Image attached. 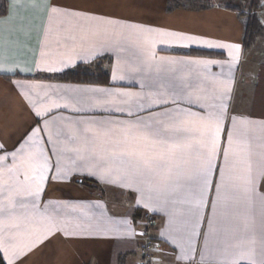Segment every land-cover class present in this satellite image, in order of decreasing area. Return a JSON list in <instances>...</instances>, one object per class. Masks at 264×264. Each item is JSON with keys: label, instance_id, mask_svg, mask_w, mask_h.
Wrapping results in <instances>:
<instances>
[{"label": "crops", "instance_id": "0c3cea01", "mask_svg": "<svg viewBox=\"0 0 264 264\" xmlns=\"http://www.w3.org/2000/svg\"><path fill=\"white\" fill-rule=\"evenodd\" d=\"M49 2L57 11L43 5L32 9L7 0V14L0 17L4 20L2 66L12 70L0 72V144L7 150L0 151V174L7 178V169L13 168L23 181L25 171L33 174L28 154L41 146L50 161L39 208L25 210L30 218L21 227L0 231V244L7 249H0L5 264L9 260L12 264H193L187 243L169 223L170 206H163L154 181L129 166H104L87 153L78 157L75 152L62 150L61 144L49 143L48 136L52 135L55 141L57 128L70 119L133 120L134 116L114 109H135L140 103L157 99L161 91L158 84L175 75L183 78L177 83L194 85L185 90L191 99L201 100L194 105L184 100L172 104L169 97V105L190 107L201 114L199 103L216 112L221 110V104L225 105L218 148L221 152L227 148L235 118L240 138H247L255 175L264 163V40L246 50L244 20L221 5L205 11L179 9L169 13L167 0ZM21 21L25 22L24 29L19 27ZM166 32L192 36L195 42L161 35ZM204 41L238 45L239 52L233 50L230 56L228 49L208 48ZM183 49L215 52L223 57L173 52ZM149 55L155 59L150 60ZM233 56L238 57L236 62ZM192 61L200 63H188ZM98 62L109 73V85L34 78L58 75L78 65L91 67ZM150 64L172 67L177 72L156 73L147 69ZM76 98H83L86 103L77 104ZM76 108L83 110L74 111ZM37 110L40 116L36 115ZM33 128L38 132L13 158L12 150ZM54 148L60 150L59 156L54 155ZM234 150L239 151L237 145ZM221 163L222 159L216 162V171L209 178L207 207L202 212L205 223L197 227L198 233L207 229ZM244 168L243 164L237 165L235 171L226 175L224 207L218 209V231L209 242L205 264H250L251 260L260 264L264 260V204L259 198L264 195V180L258 182L256 193L245 192L239 179L247 175ZM78 175L99 178L105 186L104 196L87 191L82 180L74 181ZM233 185H239L240 191ZM237 195L241 197L235 219L238 231L235 239L224 243V219L219 213L231 212ZM17 199L32 197L22 193ZM46 208L47 213L40 216ZM192 244L195 264H199L200 253L204 252L203 236L194 237Z\"/></svg>", "mask_w": 264, "mask_h": 264}, {"label": "snow or ice", "instance_id": "6c2138e0", "mask_svg": "<svg viewBox=\"0 0 264 264\" xmlns=\"http://www.w3.org/2000/svg\"><path fill=\"white\" fill-rule=\"evenodd\" d=\"M12 2L14 5L17 3L27 4L32 9H38L43 5L52 11H57L49 0H12ZM3 25L4 20L0 18V72L12 71L4 69L2 66L4 59ZM19 27L24 29L25 22L21 21ZM161 35L174 40L195 42L192 36L174 32H166ZM203 43L208 48L228 49L230 56L233 50L236 53L239 52L238 45L213 44L208 41ZM149 59L154 60L155 58L149 55ZM237 60L238 57L233 56V62ZM147 69L154 70L156 73L161 71L165 73L177 72V69L163 67L161 64L147 65ZM48 70L55 71L56 69L49 68ZM178 79L182 81L183 78L171 75L166 78V82L159 83L158 87L161 91L158 92L157 99L140 103L135 109L131 107L114 109V111L127 112L129 116H134L133 120L70 119L67 122H62L57 128L55 141L52 135L48 136V141L63 145L62 150L75 152L78 157L87 153L89 158L95 159L104 166L132 167L139 175L154 181L158 198L162 201L163 206H170L169 223L180 234V239L187 243L193 264H195V256L192 255L194 252L192 240L194 237L203 236L204 252L200 253L199 264H205L209 242L218 231V209L224 207L223 189L225 188L226 175L235 171L237 165H245L244 171L247 175L239 177V179L243 182L244 191L254 194L257 192L258 182L264 180V163L256 170L255 175H252L247 138H240L242 134L237 132L238 122L235 118L232 119L233 130L227 137V148L223 152L218 148L221 126L225 118L223 111L225 105L221 104V110L216 112L208 111L204 103H199L198 106L203 110V114L192 111L190 107L169 105V97H171L172 104L184 100L189 105H194L201 100L200 97L191 99L190 94L185 91L194 85L177 83ZM141 87L144 85L142 84ZM121 95L126 94L122 93ZM76 103L84 104L86 101L83 98H76ZM73 110L82 111L83 109ZM144 112L147 115L140 114ZM36 115L40 116L38 110ZM239 123L249 124L251 122L240 121ZM36 132L38 129L33 128L25 140L12 150L10 154L13 158ZM234 145L238 146L239 151L234 150ZM0 151L7 152L2 144H0ZM53 153L59 156L60 150L54 148ZM28 159L33 174L30 175L29 171H25L23 181L18 178L13 168L7 169L10 174L7 178L0 174V231L21 227L30 218V213L25 210L39 208L40 195L46 179L45 174L49 171L50 161L42 146L35 153H29ZM221 159L219 182L214 188L215 199L212 203L211 216L206 221L207 229L198 233L197 227H203L205 223L202 220V212L207 207L205 196L210 191L209 178L214 175L216 162ZM9 181H15V184L9 183ZM22 185H27V187L23 188ZM233 187L237 192L240 191L239 185H233ZM22 193H26L32 199H17ZM259 198L264 204V195ZM240 201L241 197L237 195L233 210L219 213L224 219V243H227L230 238H236L235 233L238 228L235 219L239 215ZM47 211L46 208L39 215L44 216ZM252 243L255 241L253 240ZM261 246L264 248V239L261 241ZM0 249H4L3 244H0ZM9 264H12L11 260H9ZM231 264H238V262L232 261ZM250 264H256V261L251 260ZM260 264H264V260H261Z\"/></svg>", "mask_w": 264, "mask_h": 264}, {"label": "trees", "instance_id": "16d2710c", "mask_svg": "<svg viewBox=\"0 0 264 264\" xmlns=\"http://www.w3.org/2000/svg\"><path fill=\"white\" fill-rule=\"evenodd\" d=\"M260 0H252L250 3L251 8H255ZM214 7L213 0H167V12L171 13L179 9H191L197 11H205ZM229 10L237 12L241 19H244V15L239 8L227 6ZM8 3L7 0H0V17L7 14ZM245 22V21H244ZM263 30L260 26V22L257 16H249L245 22V30L243 36V42L245 49L252 48L258 38L262 37ZM177 54L199 56V57H223L220 53L203 51V50H175ZM35 79L38 80H51L63 83L71 84H84V85H109L110 76L109 73L103 69L102 65H95L87 67L84 65H78L72 70L65 71L58 75H36ZM84 183V182H83ZM84 185H88L85 184ZM89 186V185H88ZM140 216V214H139ZM0 264H5L2 255L0 253Z\"/></svg>", "mask_w": 264, "mask_h": 264}, {"label": "rangeland", "instance_id": "374dc122", "mask_svg": "<svg viewBox=\"0 0 264 264\" xmlns=\"http://www.w3.org/2000/svg\"><path fill=\"white\" fill-rule=\"evenodd\" d=\"M213 1H214V6L221 5L224 7L231 6V7L239 8L242 11L243 15L245 16L243 19L245 22L247 20V17L257 16L260 22V26L263 30L262 37L258 38L257 41L264 40V0H260L258 5L255 8H251L250 6V3L252 0H249L246 3H243V2L241 3L236 0H213ZM95 65L103 66V64L99 62L96 63ZM103 69H104V66H103ZM79 179L82 180L85 184L89 185V186L83 185L84 186L83 188H85L87 191L95 193L97 196H104L105 186H104V183L99 178L97 179V178L90 177L87 175H78L74 177V181L79 180Z\"/></svg>", "mask_w": 264, "mask_h": 264}, {"label": "built area", "instance_id": "2783aa9c", "mask_svg": "<svg viewBox=\"0 0 264 264\" xmlns=\"http://www.w3.org/2000/svg\"><path fill=\"white\" fill-rule=\"evenodd\" d=\"M141 264H147V262L143 261Z\"/></svg>", "mask_w": 264, "mask_h": 264}]
</instances>
